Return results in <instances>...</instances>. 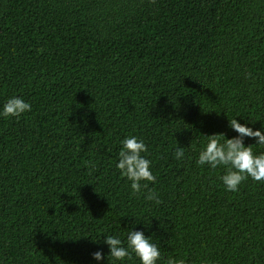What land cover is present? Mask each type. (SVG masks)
<instances>
[{"label":"trees","instance_id":"obj_1","mask_svg":"<svg viewBox=\"0 0 264 264\" xmlns=\"http://www.w3.org/2000/svg\"><path fill=\"white\" fill-rule=\"evenodd\" d=\"M12 96L32 110L0 117V264H97L130 228L157 264H264V182L226 191L196 163L203 137L237 135L228 120L264 125V0H0ZM130 135L157 177L137 194L115 168Z\"/></svg>","mask_w":264,"mask_h":264},{"label":"clouds","instance_id":"obj_2","mask_svg":"<svg viewBox=\"0 0 264 264\" xmlns=\"http://www.w3.org/2000/svg\"><path fill=\"white\" fill-rule=\"evenodd\" d=\"M31 110L32 105L23 97L12 96L0 105V117H20ZM228 126L237 133L236 136L226 138L223 133L202 136L204 143L198 151L196 163L200 166L207 165L210 169L222 168L223 173L219 180L226 191H238L241 183L248 178L264 182V151L255 153L253 145L244 144L245 137L254 138L255 146L264 148V125L253 130L233 118L228 120ZM120 144L115 168L119 170L120 176L129 182L133 194L141 193L143 189L148 188L149 183L157 180L152 171V161L146 157L148 146L143 139L135 135L125 136ZM185 152L184 148L177 145L176 158H183ZM144 199L156 205L160 203L157 193L152 190L147 191ZM103 237V243L108 249L106 256L100 250L91 254V259L97 264L108 257L113 264H125L133 256L139 264H157L163 255L158 241L140 230L128 229L123 239L111 234H105ZM166 264L185 262L169 257Z\"/></svg>","mask_w":264,"mask_h":264}]
</instances>
